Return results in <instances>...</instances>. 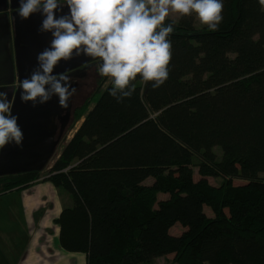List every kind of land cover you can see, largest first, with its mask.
I'll list each match as a JSON object with an SVG mask.
<instances>
[{
	"label": "trees",
	"instance_id": "16d2710c",
	"mask_svg": "<svg viewBox=\"0 0 264 264\" xmlns=\"http://www.w3.org/2000/svg\"><path fill=\"white\" fill-rule=\"evenodd\" d=\"M222 15L217 31L198 29L195 13L165 19L167 80L154 89L137 77L120 102L110 83L76 110L43 178L72 195L58 240L87 264H264V6L224 0ZM40 173L0 177V196Z\"/></svg>",
	"mask_w": 264,
	"mask_h": 264
},
{
	"label": "clouds",
	"instance_id": "9594fccd",
	"mask_svg": "<svg viewBox=\"0 0 264 264\" xmlns=\"http://www.w3.org/2000/svg\"><path fill=\"white\" fill-rule=\"evenodd\" d=\"M259 3L264 6V0ZM223 7L224 0H18V17L28 20L38 13L42 19L37 31L51 36L36 54L34 70L20 80V101L36 107L55 96L67 108L75 88L68 74L54 69L80 55L99 58L98 73L111 79L108 93L117 102L132 95L137 77L158 88L168 78L172 56L168 37L173 24H165L169 12L195 13L209 31H217ZM13 106L8 91L0 90V151L9 144L23 147Z\"/></svg>",
	"mask_w": 264,
	"mask_h": 264
},
{
	"label": "water",
	"instance_id": "95a60500",
	"mask_svg": "<svg viewBox=\"0 0 264 264\" xmlns=\"http://www.w3.org/2000/svg\"><path fill=\"white\" fill-rule=\"evenodd\" d=\"M18 0H0V90H7L14 101L13 114L24 133L23 147L6 145L0 151V177L28 172H42L73 121L72 95L68 107L62 108L53 96L44 104L32 107L20 101L18 85L36 66V54L51 40L48 33L37 31L42 17L37 13L21 20L15 13ZM67 11V9H65ZM98 58L75 56L61 61L54 69L74 77L80 68ZM72 83V82H71ZM76 90V85L73 84Z\"/></svg>",
	"mask_w": 264,
	"mask_h": 264
},
{
	"label": "crops",
	"instance_id": "0c3cea01",
	"mask_svg": "<svg viewBox=\"0 0 264 264\" xmlns=\"http://www.w3.org/2000/svg\"><path fill=\"white\" fill-rule=\"evenodd\" d=\"M58 189L42 177L28 188L0 196V264H61L44 255L57 246L66 251L59 244V226L55 223L64 208ZM51 229L52 244L47 239L43 245L41 235L50 236ZM26 232L29 244L24 241Z\"/></svg>",
	"mask_w": 264,
	"mask_h": 264
},
{
	"label": "rangeland",
	"instance_id": "374dc122",
	"mask_svg": "<svg viewBox=\"0 0 264 264\" xmlns=\"http://www.w3.org/2000/svg\"><path fill=\"white\" fill-rule=\"evenodd\" d=\"M180 17V13L178 12H169V15L167 18L173 19V20H178ZM196 27L198 29L202 28L204 25L200 23L198 17H196ZM98 68H95L96 70V74H94V76H89V78H85L83 81L85 82L83 85V88H76L75 92L72 95V100H73V104L75 107L74 113H73V121L71 122V124L69 125L66 134L64 135V137L62 138L56 153L54 155V157L51 159V161L47 164L46 168L40 173V175L42 177L44 176H48L49 172L51 170V167L54 163V160L56 159V157L58 156V154L61 152L62 148L65 146V144L72 138L73 134L75 133V131L77 130V128L79 127L81 121H78L77 123L75 122V113L76 110L80 109L81 107L85 106V105H89V109H91L93 107V105L95 104V102L97 101V99L99 98L101 92L111 83V79L109 77H105V76H101L98 73ZM87 79V80H86ZM216 151L221 153V150L219 148H216ZM194 177L196 180L200 179V175L198 174V169L195 168V174ZM210 183L214 184V185H220L223 181L222 177H218V178H213L210 177L209 178ZM149 184L152 183V180H148L147 181ZM236 183H242L243 181L240 180H236ZM58 192H60L61 198H63V206H70L73 203V197L72 195L66 191V189L64 188H59ZM161 198L162 197H168V195H160ZM206 212L208 215H211V210L209 208H206ZM56 223V221H55ZM57 224V223H56ZM185 230L184 227H182L180 224H177L175 227H173L171 229V233L176 235V234H180L181 232H183ZM51 234L50 236L47 237V235H41V243L46 245V240L48 239L50 244H52V235H53V229H51L49 231ZM29 233H25V242H27L28 244L31 243L30 242V236H28ZM73 254V255H71ZM45 255V259L47 260H55L60 262L61 264L63 263H69L71 262V264H86L87 263V257L85 254L82 253H72V252H67V251H62L61 248L59 246H57V249L52 250L51 252H44ZM148 264H177L175 262L172 261V258L166 257V256H162V257H156L154 258L150 263Z\"/></svg>",
	"mask_w": 264,
	"mask_h": 264
},
{
	"label": "flooded vegetation",
	"instance_id": "af4514ba",
	"mask_svg": "<svg viewBox=\"0 0 264 264\" xmlns=\"http://www.w3.org/2000/svg\"><path fill=\"white\" fill-rule=\"evenodd\" d=\"M99 66V58L88 63V65H84L80 68V70L76 73L74 77H71V82L76 85V88H83L84 79L89 78V76H94L96 74L95 68ZM86 79V80H87ZM7 91V90H6Z\"/></svg>",
	"mask_w": 264,
	"mask_h": 264
}]
</instances>
